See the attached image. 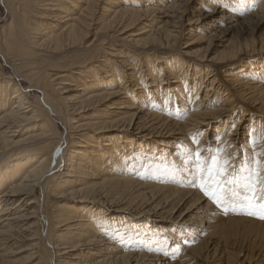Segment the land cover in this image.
<instances>
[{
    "label": "bare ground",
    "instance_id": "1",
    "mask_svg": "<svg viewBox=\"0 0 264 264\" xmlns=\"http://www.w3.org/2000/svg\"><path fill=\"white\" fill-rule=\"evenodd\" d=\"M0 6V58L41 96L0 66V264H243L240 232L264 247V220L201 191L228 174L240 215L264 172V59L244 61L264 52V0Z\"/></svg>",
    "mask_w": 264,
    "mask_h": 264
},
{
    "label": "rangeland",
    "instance_id": "2",
    "mask_svg": "<svg viewBox=\"0 0 264 264\" xmlns=\"http://www.w3.org/2000/svg\"><path fill=\"white\" fill-rule=\"evenodd\" d=\"M239 14V13H238ZM7 12L4 10V8L2 7V6H0V26L6 21V19H7ZM190 15H189V13L187 14H185V16H184V18H183V24H185L186 23V20H188V18H190L189 17ZM240 16V15H239ZM183 28H184V25H183ZM183 28L182 27H180V28H178L177 30H183ZM227 37H230V35L229 36H227ZM116 46V45H115ZM181 46H182V44H181ZM183 47V46H182ZM176 51L178 52L179 51V47L177 46V48H176ZM180 52V51H179ZM244 57H242V59H243ZM261 59H264V52H262V53H260V54H256V55H254V56H250V57H247V58H245L244 59V61H248V62H250V63H257L259 60H261ZM243 61V62H244ZM0 66H2L4 69H5V74L8 76V77H13L12 79L16 82V83H18V84H20V87H21V89L22 90H27L28 89V84L26 83V82H23L22 80H19L18 78H16V76H14L13 75V70L10 68V66L7 64V63H5V61H4V59H2V57L0 58ZM234 66L235 67H237L238 69L237 70H240L241 69V67L242 66H250V64L249 65H245V64H242V60L241 61H238L237 63H235L234 64ZM16 80H15V79ZM20 81V82H19ZM26 93L27 94H29V98H30V101L31 102H37L38 101V97H40L41 98V96H40V93L39 94H37L36 92H34V91H32V90H27L26 91ZM240 111V110H239ZM237 114H238V112H237ZM237 119H238V115H237ZM245 122H244V124H243V126H242V128L245 126V125H247L248 124V120L246 119V120H244ZM218 121H216L215 123L216 124H218L217 123ZM235 123V122H234ZM233 123V124H234ZM230 124H232V122L230 123ZM57 126H58V130H59V133L60 134H62V135H65L66 134V131H65V129H64V126H63V124L61 123V121H58V123H57ZM230 126V125H229ZM28 127H30V126H28ZM28 127H25V128H28ZM202 129V131L205 129L204 127H202L201 128ZM27 129H25V131H26ZM243 132H244V129L242 130ZM27 132H29V131H27ZM226 132V131H225ZM228 132V131H227ZM25 133V132H24ZM23 132H22V134H20L21 135V137H19V139H21L22 137H23V134H24ZM28 133H26L25 135H27ZM200 137H198L197 138V140L199 139ZM64 149H65V147L63 148V149H61V151L59 152V153H57V156H56V159H58L59 157H66V155H65V153H64ZM231 155V154H230ZM230 155H228V156H226V154H224V156H225V159L226 158H229L230 157ZM235 159H233V163H232V165H231V169L233 168V164H234V162L236 163V160L239 158L240 160H241V158H242V154H241V152H240V149H239V151L236 153V157H234ZM263 159V158H262ZM262 159L261 160H259L258 161V165L256 166L255 165V168H257L258 166H259V168H261V166H262ZM6 160V159H5ZM172 160V159H171ZM9 161V160H8ZM8 161H6V162H8ZM228 161V160H227ZM250 163H252V161L250 162ZM3 167H6V165L4 164L3 165ZM7 168V167H6ZM233 169H235V168H233ZM255 171L256 172H254V174H255V179L257 178V175H258V177L260 176V174L262 175V176H260L259 177V179H258V181H257V193L256 194H258L257 196H256V200L259 198V196H260V194H262V193H264V191L263 190H261V189H264V180H263V178H264V172H260L259 171V169L257 168V170L255 169ZM257 171L259 172V173H257ZM57 173H60V172H57ZM117 174H122V173H117ZM227 175L228 174H226V177H227ZM226 177L224 176L223 177V179L222 178H219L220 180V182L222 183V182H224L225 180H226ZM106 178V177H105ZM178 178V177H177ZM239 180V179H238ZM229 181L231 182V184H232V182H234L233 180H230L229 179ZM261 181V182H260ZM155 182H160V181H155ZM263 182V183H262ZM237 184H238V181L236 182ZM258 183H260V184H258ZM168 184V183H167ZM161 185H158L157 187L159 188ZM260 186V187H259ZM1 187H2V185L0 186V189H1ZM239 187V186H238ZM237 187V188H238ZM120 188H122V186H120ZM165 188V187H164ZM163 188V189H164ZM233 191H235V189H233ZM241 192H244V191H242V190H240V196H243L244 195V193H241ZM36 195H35V198L36 199H38V201H40L41 202V199H42V194H41V191L40 190H36V193H35ZM243 194V195H242ZM246 194V193H245ZM116 195V194H115ZM115 195H112V194H109V196L106 198V196H99V197H96V199L97 198H99L98 200H101L102 202H106V201H109V200H111V199H114V196ZM230 195H232V194H230ZM248 195V194H247ZM117 196V195H116ZM129 197H131V195L129 194ZM246 197V196H245ZM244 196L243 197H241V201H240V198L238 197V199L236 198V197H234V200H238L237 202H238V209H242V207H241V205L243 204V202H242V199H244L245 198ZM232 198V197H231ZM118 199H120L119 200V202L121 203L124 199H126V197H124V196H122V198H118ZM71 201H73V200H68V202H71ZM64 202H66V201H64ZM241 202V203H240ZM122 203H125V202H122ZM94 204H96V203H94ZM99 204H102V203H99ZM103 205H105V206H107L106 204H103ZM92 206H94V205H92ZM96 207H99L98 205H95L94 206V208H96ZM93 208V209H94ZM234 209H230V208H228V210H227V213L228 214H232V216H234V217H237V218H245V219H249V217H250V215L249 216H247L246 214H244V210L242 209L241 210V212H240V215L234 210ZM92 211L93 210H91V211H88L89 212V214L90 215H92ZM94 213H96V212H94ZM130 218H134V217H132V216H134V213H130ZM129 217H127V219H128ZM250 218H252V219H250V220H253V219H255V217L254 216H251ZM241 222V221H240ZM242 223V222H241ZM151 226H152V224H150ZM149 228H150V230H148L149 232H151V233H153V231H157L156 233L157 234H161V236H162V229H160V227H155V228H152L151 226H149V225H147ZM151 228H152V230H151ZM159 236V235H158ZM191 240H193L195 243H196V241H198V240H195V239H191ZM232 241V240H231ZM230 241V243H233V242H235L236 244H234L235 246V249H236V251H240V252H242V255H245L246 256V259H245V261H247V262H244L243 264H248V263H252V262H254L255 261V263L257 264V262L259 263V264H264V247H263V244H261V239L260 238H258V237H255L254 235H246V233L244 234V233H242V232H240L234 239H233V242H231ZM170 245V244H169ZM263 247V248H262ZM244 251V252H243ZM166 253H162V254H160L161 256H160V258L161 257H163V255H165ZM259 254V256H257ZM263 256V257H262ZM261 258H263L262 260H261ZM218 258H214V260L216 261ZM209 261H212V258L211 257H209V259H208ZM234 261H235V258L233 259ZM259 260H260V262H259ZM196 264H199V263H196Z\"/></svg>",
    "mask_w": 264,
    "mask_h": 264
},
{
    "label": "snow or ice",
    "instance_id": "3",
    "mask_svg": "<svg viewBox=\"0 0 264 264\" xmlns=\"http://www.w3.org/2000/svg\"><path fill=\"white\" fill-rule=\"evenodd\" d=\"M216 175L221 176L223 175V173L218 171ZM258 179L259 177L249 182V191L251 195L246 196L244 198L246 202L243 203L241 207L244 209V214L255 216L259 219L264 220V204L256 203ZM201 191L204 192L205 196H209V198L217 204V207H221L225 212H227L228 205L227 201L225 200V197L223 196L224 189L221 187V182L219 180L212 178V186L206 185L205 182L202 180Z\"/></svg>",
    "mask_w": 264,
    "mask_h": 264
}]
</instances>
